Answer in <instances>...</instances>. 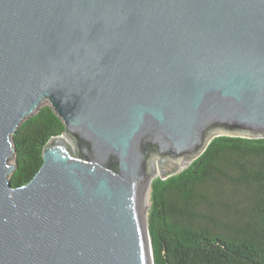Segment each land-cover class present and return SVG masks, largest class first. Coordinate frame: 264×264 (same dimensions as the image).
Wrapping results in <instances>:
<instances>
[{
  "label": "water",
  "instance_id": "1",
  "mask_svg": "<svg viewBox=\"0 0 264 264\" xmlns=\"http://www.w3.org/2000/svg\"><path fill=\"white\" fill-rule=\"evenodd\" d=\"M44 102L65 133L15 187ZM220 135L264 138V0H0V264H154L150 185Z\"/></svg>",
  "mask_w": 264,
  "mask_h": 264
},
{
  "label": "trees",
  "instance_id": "2",
  "mask_svg": "<svg viewBox=\"0 0 264 264\" xmlns=\"http://www.w3.org/2000/svg\"><path fill=\"white\" fill-rule=\"evenodd\" d=\"M64 133L49 102L23 122L12 136L13 186L35 177L45 146ZM227 185L234 199L223 198ZM221 208L232 223H220ZM148 226L154 264H264V138L217 136L189 167L156 178Z\"/></svg>",
  "mask_w": 264,
  "mask_h": 264
},
{
  "label": "rangeland",
  "instance_id": "3",
  "mask_svg": "<svg viewBox=\"0 0 264 264\" xmlns=\"http://www.w3.org/2000/svg\"><path fill=\"white\" fill-rule=\"evenodd\" d=\"M157 162V161H156ZM10 164H12V165H15V160L14 159H12L11 161H10ZM184 169H186V167L185 168H183L182 170H184ZM181 170V171H182ZM180 171V172H181ZM158 172H159V170H158ZM159 176H160V172H159ZM158 176V177H159ZM225 188H226V194H224V196H223V198H228V199H234V190H233V188H232V186L231 185H227V186H225ZM230 196V197H229ZM150 205H151V195H150ZM202 209V208H201ZM220 217H221V219H220V223L222 224V225H227L228 223H232L233 222V220H234V216L231 214V213H226V210L225 209H223V208H221V213H220Z\"/></svg>",
  "mask_w": 264,
  "mask_h": 264
},
{
  "label": "bare ground",
  "instance_id": "4",
  "mask_svg": "<svg viewBox=\"0 0 264 264\" xmlns=\"http://www.w3.org/2000/svg\"><path fill=\"white\" fill-rule=\"evenodd\" d=\"M157 161V160H156ZM155 161V166H156V169L158 170V163ZM150 195H151V185L149 187V192H148V199H147V204H146V209L149 208L150 206ZM146 219H147V214H146Z\"/></svg>",
  "mask_w": 264,
  "mask_h": 264
}]
</instances>
